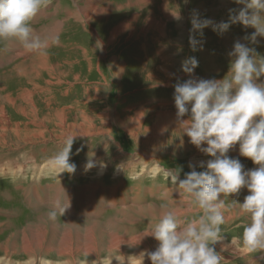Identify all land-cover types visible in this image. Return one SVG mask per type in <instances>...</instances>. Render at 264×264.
Masks as SVG:
<instances>
[{"label":"rangeland","instance_id":"rangeland-1","mask_svg":"<svg viewBox=\"0 0 264 264\" xmlns=\"http://www.w3.org/2000/svg\"><path fill=\"white\" fill-rule=\"evenodd\" d=\"M242 7L233 0H51L32 21L49 41L45 51L0 41V264H119L121 254L134 264L133 256L157 241L147 236L145 245L108 253L113 234L150 232L162 205L185 221L200 214L167 176L168 169H182L183 179L190 164L204 171L198 165L210 159L181 134L174 85L190 78L181 63L192 56L199 61L195 77L223 79L236 41L264 57V37L250 43L245 37L255 29L239 23L222 34L204 28L202 37L195 34L202 50L190 48L194 12L218 25ZM68 136H75L76 171L57 175L50 160ZM228 155L245 170L258 167L240 156L238 144ZM89 159L97 167L87 169ZM248 194L221 197L227 220L215 245L221 264H264L263 255L256 259L260 252L246 254L239 242L247 220L234 201ZM83 196L106 199L98 214L77 204L67 212L69 204L49 219L54 197L66 205L67 197ZM89 229L94 257L75 253L85 249L79 241L85 244Z\"/></svg>","mask_w":264,"mask_h":264},{"label":"clouds","instance_id":"clouds-1","mask_svg":"<svg viewBox=\"0 0 264 264\" xmlns=\"http://www.w3.org/2000/svg\"><path fill=\"white\" fill-rule=\"evenodd\" d=\"M233 2L243 7L229 10V20L218 25L193 13L189 36L192 51L202 50V41L195 34L202 37L203 29L210 25L218 34L236 23L254 28L245 37L252 44L258 43V36L264 37V0ZM50 4L51 0H0V41L14 40L28 52L45 51L49 41L34 31L32 21ZM176 19H180L179 15ZM53 42L59 43L58 38ZM229 56L235 59L220 80L195 77L194 70L199 65L195 56L181 63V70L190 78L174 85L176 118L181 134L210 159L198 165L204 171H196L197 165L190 164L192 170L183 179L182 169H168L167 176L200 214L185 221L162 205L158 222L138 241L151 236L158 246L154 251L141 252L140 264L145 256L151 264H221L223 257L215 248L224 239L221 226L226 222V205L221 197L238 196L241 189H247L249 194L242 203L234 201L238 214L247 220L239 242L246 254L264 252V82H257L264 77V57L239 41ZM186 115L188 119H183ZM74 139L75 136L66 137L61 150L50 160L57 175L76 171L75 163L70 162ZM237 144L240 156L258 167L245 170L239 159L228 155ZM98 166L106 167L103 162ZM93 167L97 163L89 159L86 168ZM69 206V201L66 205L57 201L48 212L49 219L62 216Z\"/></svg>","mask_w":264,"mask_h":264},{"label":"bare ground","instance_id":"bare-ground-1","mask_svg":"<svg viewBox=\"0 0 264 264\" xmlns=\"http://www.w3.org/2000/svg\"><path fill=\"white\" fill-rule=\"evenodd\" d=\"M3 41H6V47H14L16 45V42L14 40H3ZM1 41V43L3 42ZM1 45V44H0ZM50 167L48 166V169ZM82 171V169H80ZM117 173H120V171H118ZM86 187V186H84ZM84 187H81L83 189H85ZM57 191L56 194L54 195H59L61 193V190L60 189H55ZM59 199H61L60 197H54V201H60ZM106 200L105 198H101L100 201H97L94 196H83V197H78L77 199L73 200L72 201V198L70 197H67V203L69 201V204H72L69 209H67V212H71L72 209H74V204H77V206H81L83 208H87L88 209V212L92 215H95V214H98L100 212L99 208L102 209V206L101 204H103V201ZM65 201V202H66ZM36 203V202H35ZM108 203V202H106ZM100 204V205H99ZM48 210V209H47ZM84 212V211H83ZM228 219V218H227ZM229 220V219H228ZM227 221V220H226ZM93 226V225H92ZM141 236L143 235H133V236H129L127 237L126 235H118V234H113V238L111 239V241L109 242L108 246H106V249L108 251V253L112 252L113 250H124V245H127V246H131V247H139L140 245H145V241L143 238L139 243V239L141 238ZM110 237V236H109ZM84 241V240H83ZM92 242H95V239H94V236H93V233H92V230L89 229V231L87 232V234L85 235V244H82V241H79V243L85 248L84 250L82 251H77L75 253H88L90 254L92 257H94L95 255L91 252H96V247L93 248V246L91 245ZM218 244V243H217ZM158 246V242L155 243L154 245H152L151 247H147V246H144L145 250L147 251H154L156 249V247ZM45 250V249H44ZM25 251H27L28 253H32L33 251L31 250L30 248V245L28 243L25 244ZM91 251V252H90ZM144 251V250H143ZM62 253V252H61ZM72 253V252H71ZM74 253V254H75ZM260 255H263L264 256V252H260L258 257H256V259L259 258ZM119 264H125V259H124V256H122V254L119 256ZM122 261V262H121ZM134 264H140V253H136L132 260H131ZM110 262H112L110 260ZM151 264V261L148 259L147 256L144 257V260H143V264ZM247 263V262H246ZM245 263V264H246ZM74 264V263H73ZM96 264V263H95ZM111 264V263H110ZM118 264V263H116ZM248 264H263V261H255L253 262V259L249 260V263Z\"/></svg>","mask_w":264,"mask_h":264}]
</instances>
